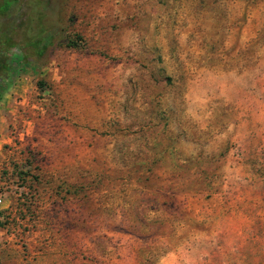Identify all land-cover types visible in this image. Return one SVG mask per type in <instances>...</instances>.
I'll list each match as a JSON object with an SVG mask.
<instances>
[{"label":"rangeland","instance_id":"rangeland-1","mask_svg":"<svg viewBox=\"0 0 264 264\" xmlns=\"http://www.w3.org/2000/svg\"><path fill=\"white\" fill-rule=\"evenodd\" d=\"M0 264H264V0H0Z\"/></svg>","mask_w":264,"mask_h":264}]
</instances>
